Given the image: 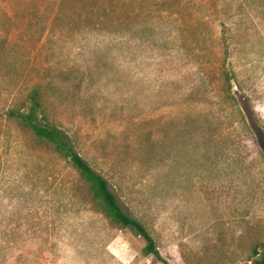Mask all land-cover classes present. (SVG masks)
I'll return each mask as SVG.
<instances>
[{"label":"rangeland","instance_id":"obj_1","mask_svg":"<svg viewBox=\"0 0 264 264\" xmlns=\"http://www.w3.org/2000/svg\"><path fill=\"white\" fill-rule=\"evenodd\" d=\"M35 83L169 264H249L264 242V0H0V264H162L6 122Z\"/></svg>","mask_w":264,"mask_h":264},{"label":"trees","instance_id":"obj_2","mask_svg":"<svg viewBox=\"0 0 264 264\" xmlns=\"http://www.w3.org/2000/svg\"><path fill=\"white\" fill-rule=\"evenodd\" d=\"M231 76L222 73L223 84L230 90ZM232 99V98H231ZM235 115L245 125L239 108ZM6 122L15 124L23 136L24 146L31 151H43L67 163L75 171L90 209L103 216L113 226L132 229L143 241L141 254L151 256L162 264H169L159 253L153 238L135 218L125 213L107 180L95 171L75 150L68 135L49 120L44 86L35 83L29 91L4 113ZM249 264H264V242L254 246Z\"/></svg>","mask_w":264,"mask_h":264}]
</instances>
